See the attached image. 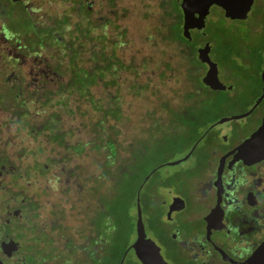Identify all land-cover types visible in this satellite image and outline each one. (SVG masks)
<instances>
[{
	"label": "flooded vegetation",
	"instance_id": "af4514ba",
	"mask_svg": "<svg viewBox=\"0 0 264 264\" xmlns=\"http://www.w3.org/2000/svg\"><path fill=\"white\" fill-rule=\"evenodd\" d=\"M176 2L181 11V0ZM259 2L252 0L244 19L226 18L221 7L211 6L245 28L233 44L223 38L216 59L210 45L209 58L223 84L218 88L202 80L209 66L198 58L197 50L209 43L205 28L191 30L201 38L189 51L200 63L198 69L189 68L198 77L185 85L183 97L169 99L167 107L158 104L151 171L140 160L134 230L117 251V264H143L132 248L138 210L145 237L154 242L166 264H264V19L249 21ZM128 4V0H0V68L1 61L11 64L3 69L6 87L33 94L61 90L76 70H84L76 69V24L81 22L77 14L106 27L104 41L82 52L78 64L102 67L101 75L108 74L109 63L111 68L125 64L119 51L111 53L107 38L112 36L111 24L123 28L120 18L127 15ZM20 21L36 34L34 38L15 30ZM27 39L35 44L30 51L23 44ZM87 39L92 42L96 37ZM193 39L191 34L185 40ZM18 77L23 81L16 85ZM42 101L32 100L34 117L46 110ZM39 127L40 123L32 132ZM32 132L0 135V264H61L63 253L76 256V264H113L111 216L98 227L93 222L89 230L76 233L60 232L50 217L58 195H49V189L56 191L58 174L62 175L55 166L72 155L65 148L49 149L48 139ZM69 134L57 130L55 135L64 139ZM51 153L61 159H50ZM138 251L144 261L165 264L146 242Z\"/></svg>",
	"mask_w": 264,
	"mask_h": 264
},
{
	"label": "rangeland",
	"instance_id": "374dc122",
	"mask_svg": "<svg viewBox=\"0 0 264 264\" xmlns=\"http://www.w3.org/2000/svg\"><path fill=\"white\" fill-rule=\"evenodd\" d=\"M167 1L173 11L168 9L165 0H128L127 15L120 18L123 28L120 31L111 24L112 36L107 38L111 53L119 51L125 64H114L111 68L105 62L109 63L105 66L107 75L100 74L102 67L86 69L78 64H82L78 60L82 52L104 41L106 30L105 23L93 25L78 14L81 22L76 24L79 37L76 69L87 72L76 70V76H70L71 81H64L63 89L34 94L12 91L2 76L3 69L11 64L1 61L0 135L30 133L40 123L41 127L32 133L41 132L49 141V149L65 148L72 155L55 166L56 172L61 170L62 175L56 173L59 176L56 191L49 189V195H58L50 217L58 223L60 232L71 229L76 233L89 230L93 222L98 227L106 215L111 216L112 236L119 252L134 230L135 187L143 167L140 164L143 162L144 169L151 171L158 104L163 102L167 107L169 99L183 97L185 85L198 77L189 68H200L197 58L189 51L201 38L194 32L192 42L182 38L179 5L176 0ZM263 19L264 0H260L249 21ZM20 23L15 30L36 36L23 21ZM13 28L7 26L6 30ZM244 29L243 23L227 20L217 7H211L204 29L206 41L214 46L211 57L218 58L223 38L227 37L233 44L244 35ZM90 36L96 39L91 42L87 39ZM29 41L23 42L27 51L35 48L34 42ZM93 57L90 56L91 60L96 62ZM22 81L23 77H18L15 84ZM32 100H44L39 105L46 110L40 116L34 117ZM57 130L70 134L63 139L55 135ZM53 154L50 159H61L60 155Z\"/></svg>",
	"mask_w": 264,
	"mask_h": 264
},
{
	"label": "water",
	"instance_id": "95a60500",
	"mask_svg": "<svg viewBox=\"0 0 264 264\" xmlns=\"http://www.w3.org/2000/svg\"><path fill=\"white\" fill-rule=\"evenodd\" d=\"M252 0H181V33L185 39L191 38V30H203L206 26L207 16L212 5H217L224 10V16L230 19H244L251 6ZM197 56L200 60L208 63V71L203 77V82L212 88H218L222 83L218 81L217 74L219 69L215 62L209 58L210 43H206L204 47L198 48ZM146 242L154 247L156 258L159 262L165 263L155 246L154 242L145 237L144 228L138 210L136 221V239L132 243V248L137 258L143 264H152L150 261H144L139 255L138 248ZM121 264V262H120ZM166 264V263H165Z\"/></svg>",
	"mask_w": 264,
	"mask_h": 264
},
{
	"label": "trees",
	"instance_id": "16d2710c",
	"mask_svg": "<svg viewBox=\"0 0 264 264\" xmlns=\"http://www.w3.org/2000/svg\"><path fill=\"white\" fill-rule=\"evenodd\" d=\"M55 144L59 145L60 143L56 142ZM27 172H28V170H27ZM117 251H118V245L116 246V241H114V248H113L114 262L117 260V263H118L120 255H118ZM68 254H71V253H68ZM68 254L67 253H65V254L63 253V255H61V257L59 258L60 261L62 260L61 264H76V256H72V255H68ZM58 256H60V254ZM114 262H113V264H114Z\"/></svg>",
	"mask_w": 264,
	"mask_h": 264
}]
</instances>
